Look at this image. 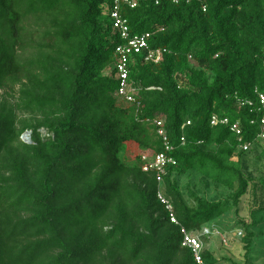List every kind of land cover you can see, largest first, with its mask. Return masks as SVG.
<instances>
[{"label":"trees","instance_id":"1","mask_svg":"<svg viewBox=\"0 0 264 264\" xmlns=\"http://www.w3.org/2000/svg\"><path fill=\"white\" fill-rule=\"evenodd\" d=\"M137 2L121 4V17L161 58L133 57L136 95L124 106L114 0H0V264H197L185 234L238 215L248 195L245 250L264 225V171L247 163L254 151L264 159V0ZM161 129L177 166L159 184L121 154L163 153ZM192 173L231 196L186 198L179 178ZM216 251L203 264L233 263Z\"/></svg>","mask_w":264,"mask_h":264},{"label":"built area","instance_id":"2","mask_svg":"<svg viewBox=\"0 0 264 264\" xmlns=\"http://www.w3.org/2000/svg\"><path fill=\"white\" fill-rule=\"evenodd\" d=\"M145 1V0H143ZM157 1V0H156ZM176 1V0H173ZM121 4L126 5L130 9L137 7V0H114V7L110 16L112 19V24L114 30H116L123 41V44L119 45L116 48L117 62H116V79L120 81V88L116 94L119 104L124 106H131L134 103V95H136V90L132 87L129 80V65L133 63V57L135 55L141 54L144 50H148V40L150 38L149 34L131 36L128 23L126 19L121 17ZM161 53L159 50L149 51L145 58V61H152L154 63L160 62ZM260 104H264V96L259 95ZM158 128L162 127L161 122L155 123ZM188 122L186 125H189ZM224 125L230 126V131L237 136H241V129L238 123H233L230 125V121L227 118H218L213 116L211 118V126ZM262 131L259 136V140L264 144V113L261 121ZM158 135L162 138V143L165 151L163 153L155 152H143L139 154V158L142 162L141 170L144 173L153 172L156 176V180L159 184H162L163 177L167 174V169L169 167H176V160L170 156V153L173 151V147L169 144L168 139L165 135L163 129L158 131ZM184 142V139L181 140ZM240 141V139H239ZM248 145H240V149L247 151L250 148ZM158 199L162 204H165L167 210L171 213L172 208L169 206L166 198L161 194L160 190L158 193ZM171 216V222L176 223V220ZM203 231V235L210 234L211 231L203 228L200 232ZM183 247H187L192 250L194 258L197 264H203L201 254L203 252V246L199 239L191 236L190 234H185Z\"/></svg>","mask_w":264,"mask_h":264},{"label":"rangeland","instance_id":"3","mask_svg":"<svg viewBox=\"0 0 264 264\" xmlns=\"http://www.w3.org/2000/svg\"><path fill=\"white\" fill-rule=\"evenodd\" d=\"M21 140L26 141V138L22 136ZM141 153L143 151L138 150L137 147L129 146L121 154V157L127 164H133ZM254 154L257 155V151H254ZM254 154L251 155L247 163L250 166V170L259 175L264 171V159L261 162L257 161ZM179 184L182 194L186 198H189V192L191 191L212 202L226 199L232 194V191L221 185L201 180V176L197 173L179 178ZM160 192L163 196L165 195L164 186L160 187ZM253 207L251 197L248 195L243 199L238 215L232 209L224 217L205 227V229L211 231L209 238H206L207 235H203V231L193 232L190 235L200 240L203 251L206 249L217 250L218 257L228 258L233 262L232 264H264V225L261 224L259 228L253 230L255 238L249 250L244 249L242 242V238L246 233L244 226L240 223V219L248 221ZM262 217L264 216H259V218ZM205 238L208 240L205 241Z\"/></svg>","mask_w":264,"mask_h":264},{"label":"clouds","instance_id":"4","mask_svg":"<svg viewBox=\"0 0 264 264\" xmlns=\"http://www.w3.org/2000/svg\"><path fill=\"white\" fill-rule=\"evenodd\" d=\"M156 122H160V121H156ZM155 122V123H156ZM162 124V123H161ZM156 125V124H155ZM25 138H27V140H26V142L25 143H29L30 142V133H25L24 135H23ZM143 152H146V151H143Z\"/></svg>","mask_w":264,"mask_h":264},{"label":"crops","instance_id":"5","mask_svg":"<svg viewBox=\"0 0 264 264\" xmlns=\"http://www.w3.org/2000/svg\"><path fill=\"white\" fill-rule=\"evenodd\" d=\"M128 147L130 146V145H127ZM138 149V148H137ZM139 150V149H138Z\"/></svg>","mask_w":264,"mask_h":264},{"label":"water","instance_id":"6","mask_svg":"<svg viewBox=\"0 0 264 264\" xmlns=\"http://www.w3.org/2000/svg\"><path fill=\"white\" fill-rule=\"evenodd\" d=\"M26 140H27V138H26ZM23 142H24V140H23ZM26 142V141H25Z\"/></svg>","mask_w":264,"mask_h":264}]
</instances>
